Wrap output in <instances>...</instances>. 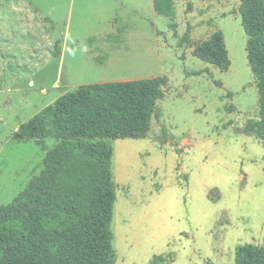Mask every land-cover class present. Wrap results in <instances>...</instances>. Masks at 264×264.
<instances>
[{
  "label": "rangeland",
  "instance_id": "rangeland-1",
  "mask_svg": "<svg viewBox=\"0 0 264 264\" xmlns=\"http://www.w3.org/2000/svg\"><path fill=\"white\" fill-rule=\"evenodd\" d=\"M239 4L176 0L169 20L152 0H0V206L43 168L45 153L15 137L23 123L79 86L160 77L146 137L111 141L113 264H234L237 247L264 248V140L246 133L260 116ZM216 31L225 71L192 55Z\"/></svg>",
  "mask_w": 264,
  "mask_h": 264
},
{
  "label": "trees",
  "instance_id": "trees-1",
  "mask_svg": "<svg viewBox=\"0 0 264 264\" xmlns=\"http://www.w3.org/2000/svg\"><path fill=\"white\" fill-rule=\"evenodd\" d=\"M175 1L152 0L153 9L172 20ZM238 12L260 116L246 133L264 140V0H240ZM182 41L189 42L188 32ZM192 55L222 71L230 66L221 31L195 45ZM166 85L160 77L82 85L18 128L15 137L45 155L40 173L0 206V264H113L111 141L146 137ZM47 138L59 143L48 148ZM234 264H264V248L237 247Z\"/></svg>",
  "mask_w": 264,
  "mask_h": 264
}]
</instances>
